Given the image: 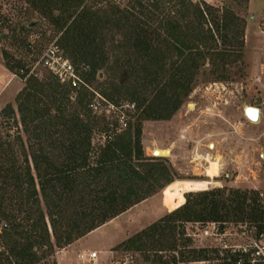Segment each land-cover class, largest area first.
<instances>
[{"label": "rangeland", "instance_id": "rangeland-1", "mask_svg": "<svg viewBox=\"0 0 264 264\" xmlns=\"http://www.w3.org/2000/svg\"><path fill=\"white\" fill-rule=\"evenodd\" d=\"M135 1L139 0H79L67 12L61 2H55L52 14L60 15L62 19L66 17L58 28L43 18L38 10L33 11L29 0H0V112L8 105L15 110L12 118L5 119L0 115V137L9 135L13 139L19 133L25 140L16 111V97L26 85L34 86V81L26 82L28 77L22 79L21 71L36 76L39 84H48L49 75L38 61L48 47L58 45L65 57L74 63L81 80H85L81 87L66 88L70 103L65 106H82L79 99L84 95L86 105L87 95V101L90 100L88 110L97 121L91 137L92 145L102 147L106 141L126 130L129 124L132 133L139 125L144 156L161 159L168 167L173 183L66 248L56 250L52 258L54 262L237 264L241 259L238 251L247 248L256 236V230L249 224L232 220L225 223L176 221L174 233L150 235L140 241L132 238L181 208L183 198L185 202L186 199L197 202L203 194L217 190L223 191V198L228 196L229 190L253 191L259 194L258 202L264 209V0H188L194 6L213 7L219 18L225 12L239 18L244 26L243 45L230 51L220 45L219 40L209 42L217 49L215 52H223L225 56L223 59L207 56L200 61L203 66L198 69L190 92L182 98L179 109L165 120H144L141 116L147 105L155 101L153 98H158L157 90L172 76L171 66L177 60L174 46L178 41L167 36L164 28L158 29L162 16L149 20V16L134 7ZM142 2L152 3V0ZM160 8L166 15L170 11L167 5ZM86 11L89 13L87 18H91L97 30L96 45L91 47L72 30L80 22V14L85 15ZM176 17L180 19L178 15ZM212 17L213 14L206 19ZM189 20L194 24L199 22L196 14H192ZM29 21L36 24L35 28L22 33L20 28ZM138 21L144 22V27L152 32L154 52L150 57H143L132 47ZM81 22H86V16ZM14 28L16 31L12 33ZM207 28L209 24L204 25V29ZM227 36L232 39L231 33ZM194 38H197L195 31L187 39L193 41ZM27 44L29 47L25 48ZM5 54L10 59H6ZM91 58L97 64L92 76L85 75L83 69V64L86 65ZM4 60L9 61L10 66L20 62L23 68L7 70ZM123 72H127L126 84L120 83ZM143 92H146L144 97L140 95ZM166 93L169 95L171 91ZM39 98L42 103L32 99L28 104L52 106L49 98ZM126 104L133 105L134 110L139 109L134 111L132 106L128 109ZM189 105L193 108L190 109ZM248 107L259 109L257 123L246 118L244 111ZM111 108L124 113L125 116H121L127 123L124 130L119 119L116 122L111 115ZM171 108L167 106L164 114ZM81 118L85 120V117ZM105 125L106 131L102 132ZM156 149L169 150L170 156H152ZM208 161H217L220 165L215 184L210 187V180L203 175ZM172 187L178 192L179 207L174 211L169 207V203L176 200L172 196ZM91 200L89 197L86 202ZM210 224L215 225L217 234L205 237L203 232ZM260 242L264 244L262 238ZM93 252L97 253L95 262L79 258L81 254ZM190 252H195L196 257L192 259Z\"/></svg>", "mask_w": 264, "mask_h": 264}, {"label": "trees", "instance_id": "trees-1", "mask_svg": "<svg viewBox=\"0 0 264 264\" xmlns=\"http://www.w3.org/2000/svg\"><path fill=\"white\" fill-rule=\"evenodd\" d=\"M142 1L133 3L141 10L139 13L149 16V20L162 16L158 29L164 28L167 36L178 41L174 46L177 60L171 66L172 76L168 83L165 82L157 90L158 98H153L155 101L147 105L141 116L144 120H165L179 109L182 98L190 92L197 71L203 66L199 64L200 61L207 56L210 59H223L225 56L223 52H215L217 49L208 43L219 40L220 45L232 51L243 45L244 26L230 12H225L219 18L215 13L218 11L213 7L194 6L188 0H152V3L146 4ZM55 2H61L64 12H67L79 0H29L28 3L33 11L38 10L43 18L59 28L66 17L62 19L60 15L52 14ZM161 5L170 8L167 15L161 11ZM170 13L173 14L172 18ZM192 14L199 18L197 24L189 20ZM212 14L214 17L211 20L206 19ZM88 15L87 11L85 15L80 14V22L72 30L91 47L96 45L97 30L91 18H87ZM85 16L86 22L83 24L81 20ZM30 24L34 26L29 28ZM206 24H209V28L204 29ZM145 25L139 21L136 24L132 47L143 57H150L154 52L152 32ZM35 26L34 22L29 21L20 31L29 33ZM15 31V28L11 29L12 33ZM194 31L197 38L191 42L187 38ZM228 33L232 34V39L228 38ZM28 47L29 44L25 45V48ZM204 49L208 51L204 52ZM4 57L10 59L7 54ZM9 63L4 62L7 70L23 68L20 62L11 66ZM96 65L92 58L86 65L83 64L85 75L95 74ZM25 77H28L26 82L34 81V86L26 85L16 97V111L25 140L19 133L13 139L9 135L0 137V264H56L52 259L56 250L66 248L156 195L171 185L173 180L161 159L144 156L139 125L134 127L132 133L129 124L112 140L95 148L91 137L97 121L88 110L87 102L90 100L87 101V95L86 105L84 95L79 99L82 106H65L70 103L66 90L70 87L60 85L51 76L48 84H39L34 78L36 76L21 71V78ZM127 80V72H123L120 83L126 84ZM167 90L171 91L169 95H166ZM39 96L49 98L52 106L28 104L32 99L42 103ZM167 106L172 108L164 114ZM0 115L5 119L12 118L15 110L8 105ZM117 115L113 116L116 122L125 116L121 111ZM81 117H85V120ZM106 127L102 128V132L106 131ZM228 193L225 198L223 191L217 190L203 194L197 202L186 199L181 208L132 240L140 241L150 235L163 236L165 232L174 233L176 221L210 220L225 223L232 220L251 225L256 230L254 239L262 238L264 242V209L258 202L259 194L238 190H229ZM89 197L92 200L87 203ZM247 201L250 203L246 204ZM190 253L192 259L196 257L195 252ZM239 257L241 259L237 264H249L246 256Z\"/></svg>", "mask_w": 264, "mask_h": 264}, {"label": "built area", "instance_id": "built-area-1", "mask_svg": "<svg viewBox=\"0 0 264 264\" xmlns=\"http://www.w3.org/2000/svg\"><path fill=\"white\" fill-rule=\"evenodd\" d=\"M38 64L55 79L60 85L77 88L84 85L78 72L70 60L65 57L62 49L58 45H51L40 56ZM128 109H133V105L126 104ZM112 109V108H111ZM111 115L118 117V110H111ZM120 126L124 130L127 125L123 118H119ZM216 228L214 224H210L207 230L203 232L205 237L216 236ZM241 256H246L249 264H264V244L260 240L253 239L247 248H242L238 251ZM80 259L86 258L90 262H95L97 253L79 255Z\"/></svg>", "mask_w": 264, "mask_h": 264}, {"label": "bare ground", "instance_id": "bare-ground-1", "mask_svg": "<svg viewBox=\"0 0 264 264\" xmlns=\"http://www.w3.org/2000/svg\"><path fill=\"white\" fill-rule=\"evenodd\" d=\"M189 108L192 109L193 106L189 105ZM209 148L212 149L213 146H210ZM152 156L166 158V157L170 156V151L169 150L156 149V150H153ZM219 168H220V165H219V163L217 161L209 162L208 163V167L205 168V172H204L203 175H204V177H206V178H208L210 180L209 187L213 186L215 184L214 179L216 177H218ZM183 199H184V204H185V198H183Z\"/></svg>", "mask_w": 264, "mask_h": 264}, {"label": "water", "instance_id": "water-1", "mask_svg": "<svg viewBox=\"0 0 264 264\" xmlns=\"http://www.w3.org/2000/svg\"><path fill=\"white\" fill-rule=\"evenodd\" d=\"M34 24H30L29 28H32ZM244 114L248 120L251 122L257 123L260 119V111L257 108L248 107L245 109ZM6 227L4 226L3 229Z\"/></svg>", "mask_w": 264, "mask_h": 264}, {"label": "crops", "instance_id": "crops-1", "mask_svg": "<svg viewBox=\"0 0 264 264\" xmlns=\"http://www.w3.org/2000/svg\"><path fill=\"white\" fill-rule=\"evenodd\" d=\"M174 187V185H172ZM172 187V190H173V198H176V200L174 202L171 201V203H169V207L172 211L176 210L178 207H179V204H178V192L176 191L175 188ZM138 205H136L135 207H137Z\"/></svg>", "mask_w": 264, "mask_h": 264}]
</instances>
